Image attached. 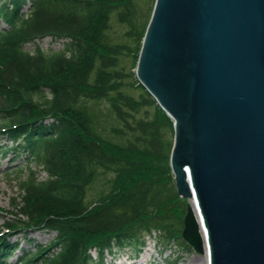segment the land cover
I'll return each mask as SVG.
<instances>
[{
    "label": "trees",
    "instance_id": "obj_1",
    "mask_svg": "<svg viewBox=\"0 0 264 264\" xmlns=\"http://www.w3.org/2000/svg\"><path fill=\"white\" fill-rule=\"evenodd\" d=\"M155 2L0 0V139L35 166L18 171L0 264H107L126 248L140 256L146 237L193 251L171 168L174 122L136 75ZM46 38L63 49L36 45ZM40 231L55 237L24 249L21 234Z\"/></svg>",
    "mask_w": 264,
    "mask_h": 264
},
{
    "label": "water",
    "instance_id": "obj_2",
    "mask_svg": "<svg viewBox=\"0 0 264 264\" xmlns=\"http://www.w3.org/2000/svg\"><path fill=\"white\" fill-rule=\"evenodd\" d=\"M136 75L174 122L182 239L264 264V0H156Z\"/></svg>",
    "mask_w": 264,
    "mask_h": 264
},
{
    "label": "rangeland",
    "instance_id": "obj_3",
    "mask_svg": "<svg viewBox=\"0 0 264 264\" xmlns=\"http://www.w3.org/2000/svg\"><path fill=\"white\" fill-rule=\"evenodd\" d=\"M135 2H142L143 6H146L149 0H134ZM28 8L25 9V12ZM112 25V36L116 40H122L125 32V26L121 25L117 19H113ZM36 45L47 51H59L64 47V41L56 42L52 41L51 38H46L42 41H37ZM30 51L35 50V45L30 44L27 46ZM131 64L127 63V68H130ZM13 143L7 138L0 139V210L3 213L0 214V229L4 226L7 220L11 219L13 214L17 215L19 209L13 207L14 199L18 198L16 203L20 201L19 188L17 181L19 177L18 171H25L26 168H35L34 164H30L24 155L18 156L12 152L11 148ZM40 180L47 178L45 172L40 173ZM96 191V190H95ZM94 191V192H95ZM93 193V192H92ZM25 234H21L22 247L26 250H34L36 244L46 245L50 243L55 234L47 232H37L31 235L30 238H25ZM19 238V237H18ZM18 238H15L16 241ZM20 238V239H21ZM146 246L140 256L135 257L134 251L126 248L124 251L117 252L115 260L108 257L107 264H206L205 256L195 254L193 251L190 253H184L174 244L170 246L166 251H163V246L158 243V239L155 237H146ZM21 255V252L18 251ZM182 255L181 261L175 263L177 257ZM93 255L96 256L95 252ZM11 264H19L18 257H13L10 261Z\"/></svg>",
    "mask_w": 264,
    "mask_h": 264
},
{
    "label": "bare ground",
    "instance_id": "obj_4",
    "mask_svg": "<svg viewBox=\"0 0 264 264\" xmlns=\"http://www.w3.org/2000/svg\"><path fill=\"white\" fill-rule=\"evenodd\" d=\"M192 204H193V206L196 209V203H195V201H192ZM205 261H206V264H210V261H211V249H210V247H209L208 244L206 246Z\"/></svg>",
    "mask_w": 264,
    "mask_h": 264
}]
</instances>
